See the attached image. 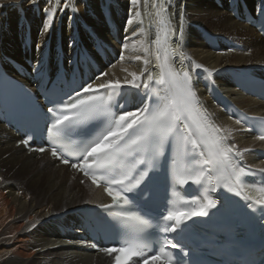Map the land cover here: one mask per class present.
Wrapping results in <instances>:
<instances>
[{
  "label": "snow or ice",
  "instance_id": "snow-or-ice-1",
  "mask_svg": "<svg viewBox=\"0 0 264 264\" xmlns=\"http://www.w3.org/2000/svg\"><path fill=\"white\" fill-rule=\"evenodd\" d=\"M141 2L129 0L119 59L109 62V70L105 71L104 41L89 33V48L72 34L78 15L74 0H63L62 7L46 6L42 10L39 0H28L29 5L44 13L41 39L59 19L57 12L69 13L68 53L65 55V46L58 47L54 70L47 52L40 53L35 62L28 61L27 68L19 69L49 105L46 110L36 92L6 71H0V101L6 96L13 98L24 121L35 124L28 128L22 144L44 136L54 158L70 164L93 185H105L103 190L111 203L96 205L102 213L92 226L105 236H117L113 243L119 246L99 249L108 256L115 254L113 264H134V258L142 264H210L205 259L210 251L223 257L220 264H257L254 255L260 257L259 264H264V245L259 251L240 250L214 238L213 230L193 219L211 221L214 216L233 213L245 221L255 220L264 229V179L256 184L246 180L258 173L264 177V167L241 164L242 152L229 143L231 130L213 122L197 95L195 83L205 76L210 81L209 91L216 90L210 78L220 70L195 61L190 66L185 64L182 49L191 22L184 0L179 7L175 0H143L145 9H155L154 13H145L157 20L151 42L135 39L136 32L131 37L127 35L135 22L142 23ZM231 2L237 8L247 7L245 0ZM11 6L22 8L23 0ZM254 11L257 19L252 22H258L264 31V0H258ZM130 39L133 48L139 45L144 53L131 59L142 61L145 67L139 73L123 69L127 74L122 80L109 78L114 75L111 69L127 59L124 50L129 48ZM42 46L48 47L37 42V52ZM149 65L153 71H149ZM237 71L238 79H255L246 76L244 70ZM242 119L253 122L249 131L264 130V121L254 123L260 118ZM235 123L240 125L242 120L236 119ZM257 138L264 140V131ZM65 141H72L73 153L60 151ZM185 186H197V194L172 205V190ZM224 193L239 197L243 203L229 206L230 197ZM235 255L243 260L233 259Z\"/></svg>",
  "mask_w": 264,
  "mask_h": 264
},
{
  "label": "bare ground",
  "instance_id": "bare-ground-1",
  "mask_svg": "<svg viewBox=\"0 0 264 264\" xmlns=\"http://www.w3.org/2000/svg\"><path fill=\"white\" fill-rule=\"evenodd\" d=\"M111 1L109 6V0H74V3L69 0L78 8L72 34L78 35L79 39L91 48L89 33H94L105 45L114 49L118 56L116 59L111 57V62H114L119 59L126 35L124 27L129 0ZM15 2L16 0H0V5H4L0 8V69L11 71L10 59L28 66L29 55L35 62L37 56L47 52L48 48L50 59L56 62V51L62 46L55 45L56 41H60L59 38L62 37L67 44L69 39V13L66 11L60 15L57 12L59 19L55 20L52 29L41 39L40 32L45 20L43 11L29 5L28 0H23L22 8L11 6ZM180 2L181 0H175L176 7H179ZM99 3L105 6L103 12ZM184 3L189 14L188 21L191 22V26L186 30L187 38L182 49L187 58L185 64L190 66L191 62L195 61L207 68L219 69L212 78L223 93L246 113L264 116V101L239 91L231 85L228 74L231 70H248L262 75V36L251 26L236 20L228 7L220 8L214 0H184ZM46 6L62 7L63 0H39V9L42 10ZM88 10L98 19L92 20L88 17ZM140 11L142 23L135 22L127 35L131 37L132 33L136 32L135 39L151 42L156 32L152 15L145 14L152 12L151 7L145 9L142 0ZM78 19L85 21L90 27L85 31L86 34L79 28ZM109 20L113 21L120 34L117 41L111 37L110 28L107 26ZM204 30L220 39L221 51L208 47L202 37ZM29 34L31 49L28 46ZM223 38L237 43L239 49L229 51L223 46ZM37 42L48 47L42 46L40 52H37ZM128 43L129 48L124 50L127 59L111 69L114 75L109 78L122 80L127 74L123 69L139 73L145 67L142 61L131 59L136 55H144L139 50V45L134 49L131 39ZM67 53L68 49L65 47V55ZM104 70L108 71V66H104ZM149 71H153L151 65ZM203 81L204 78L195 83V90L214 123L231 130L229 143L236 145L237 150L242 152L240 158L244 164L255 168L264 167V158L259 156L260 151L264 150V140L258 139L248 128L237 125L232 117L226 115L210 98ZM21 141V135L0 121V264H111L113 258L100 250L95 251L92 240L84 230L76 233L79 228L77 224L81 222V210L109 201L103 188L90 183L70 165H62L51 157L48 151L38 153L33 151V145L25 147ZM244 149L252 151L244 152ZM88 201L91 203H86Z\"/></svg>",
  "mask_w": 264,
  "mask_h": 264
},
{
  "label": "rangeland",
  "instance_id": "rangeland-1",
  "mask_svg": "<svg viewBox=\"0 0 264 264\" xmlns=\"http://www.w3.org/2000/svg\"><path fill=\"white\" fill-rule=\"evenodd\" d=\"M110 3H112L111 0H109V3H108L109 6H110ZM99 8H100L101 12H103V10L105 9L104 4L99 3ZM87 16L90 17L92 20H97V19H98V18L95 16V14H93V12H92L91 10H88V11H87ZM77 21H78L79 24H80V27H79V28L81 29L82 33H83V34H86L85 31H87V28L89 27L88 24L85 23V21L80 20V19H78ZM89 28H90V27H89ZM38 33H39V32H38ZM38 33H37V35H38ZM84 37H85V36H84ZM59 39H60V41H56V40H55V41H56V44H55V45L60 44V45L66 47V44L64 43L62 37L59 38ZM85 39H86V37H85Z\"/></svg>",
  "mask_w": 264,
  "mask_h": 264
}]
</instances>
